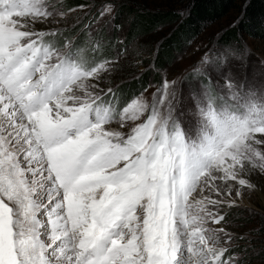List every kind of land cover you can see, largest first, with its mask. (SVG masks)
<instances>
[{
	"label": "snow or ice",
	"instance_id": "6c2138e0",
	"mask_svg": "<svg viewBox=\"0 0 264 264\" xmlns=\"http://www.w3.org/2000/svg\"><path fill=\"white\" fill-rule=\"evenodd\" d=\"M63 15L47 0H0V264H242L220 226L235 200L212 194L264 172V103L209 97L189 135L153 95L119 113L121 127L143 122L113 131L115 109L89 82L110 61L33 27Z\"/></svg>",
	"mask_w": 264,
	"mask_h": 264
},
{
	"label": "rangeland",
	"instance_id": "374dc122",
	"mask_svg": "<svg viewBox=\"0 0 264 264\" xmlns=\"http://www.w3.org/2000/svg\"><path fill=\"white\" fill-rule=\"evenodd\" d=\"M84 1L82 5L71 7L69 0H47V3L56 5L57 12H63L65 15L56 16L54 20L50 18L51 23L49 24L37 23L33 27L37 31L58 29L57 46H61V42L67 43L71 40L85 60L100 57L110 61L107 65V72L101 73L99 80L89 82L96 85L98 89H102V95L107 93L104 98L107 103L111 104L109 101L111 93H108V89L113 90L119 86L129 77V73L139 74L138 72H145L150 68L152 64L149 53L154 54L157 43L175 26L168 24L128 43L126 35L131 17L125 12L119 19V8L146 6L154 10L160 8L179 10L189 0ZM110 4L114 6L115 11L108 16L106 8ZM241 5L242 0L238 1V5L226 16L208 23L203 32L190 42L172 63L160 71L159 78L150 79L147 88L128 104L134 99H144L151 104L152 96L158 95L164 100L166 109L168 101L171 100L173 119L181 123L186 132L191 135L198 128V120L202 119L199 109L206 107L205 101L211 102L209 97L212 99L230 98L232 92L238 90L248 99L264 103V39L243 33L240 41H233L229 44L220 43L223 31L239 19ZM102 12L105 13L104 16L100 15ZM22 22L31 24L30 18H24ZM72 32L74 35L69 36L68 34ZM111 40L114 46L112 56L100 54L99 46ZM97 41L100 43L98 44ZM95 49L93 55H90ZM143 58H146L150 65H147ZM165 81L169 85L167 98L163 95ZM205 93L208 94L207 97ZM198 99L201 101L199 105H197ZM111 105L115 109L116 118L106 127L113 131L127 134L132 127L143 122L148 115L145 113L136 121L126 120L121 127V119L116 106ZM256 138L262 139V134H257ZM256 147L264 151V144H258ZM241 178L248 180L250 186H240L232 181L228 183L218 181V186L222 189L221 196L217 197L214 193L212 194V198L235 200L234 205L230 206L226 203L220 210L221 214L225 215V221L220 226H223L225 232L233 237L232 241L223 246L229 249L234 261L239 260L242 264H264V172L249 167L242 173ZM229 189L233 195L226 197L224 193ZM237 191L241 193L240 196L235 195ZM208 194L205 190L204 195Z\"/></svg>",
	"mask_w": 264,
	"mask_h": 264
},
{
	"label": "trees",
	"instance_id": "16d2710c",
	"mask_svg": "<svg viewBox=\"0 0 264 264\" xmlns=\"http://www.w3.org/2000/svg\"><path fill=\"white\" fill-rule=\"evenodd\" d=\"M238 1L240 0H189L179 10L172 8L154 10L146 6L119 8V19L125 12L131 17L126 35L128 43L168 24L175 26L167 36L160 39L154 54L149 53L152 64L150 68L145 72H138L139 74L129 73V77L109 94V101L116 106L117 113H120L125 105L147 88L150 79L159 78L160 71L172 63L187 45L203 32L208 23L226 16L238 5ZM84 3V0H69L71 7ZM240 12L237 22L221 34V44L240 41L243 33L264 39V0H242ZM73 33L68 35L72 36ZM99 50L100 54L112 56L114 52L112 40L99 46ZM95 51L96 49L90 55H93ZM143 61L149 64L146 58H143Z\"/></svg>",
	"mask_w": 264,
	"mask_h": 264
}]
</instances>
